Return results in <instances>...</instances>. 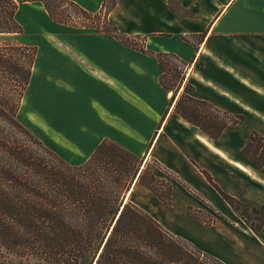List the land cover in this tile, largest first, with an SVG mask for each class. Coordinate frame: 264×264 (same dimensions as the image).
I'll use <instances>...</instances> for the list:
<instances>
[{
	"label": "crops",
	"instance_id": "0c3cea01",
	"mask_svg": "<svg viewBox=\"0 0 264 264\" xmlns=\"http://www.w3.org/2000/svg\"><path fill=\"white\" fill-rule=\"evenodd\" d=\"M71 1L88 13L105 12L109 25L124 38H140L143 47L123 44L108 32L73 36L77 46L61 50V56L70 63L72 81L94 86L86 95L91 106L79 107L78 123L71 112L65 117L50 109L43 121H57L54 128L45 122L51 140L73 147L78 162L72 165L87 160L102 141L138 156L141 167L153 160L154 176L160 178L163 167L176 177L170 179L171 208L136 179L124 201L226 264H264V224L254 232L204 174L241 203L264 208V174L240 153L251 132L264 137L258 132L264 130V0H114L107 10L104 0ZM159 53L182 62L174 98L159 82ZM32 73L33 68L30 79ZM185 85L192 97L240 121L228 124L217 139L207 136L175 111ZM239 139L241 146L231 150L228 142ZM206 207L218 213L207 225L188 212Z\"/></svg>",
	"mask_w": 264,
	"mask_h": 264
},
{
	"label": "trees",
	"instance_id": "16d2710c",
	"mask_svg": "<svg viewBox=\"0 0 264 264\" xmlns=\"http://www.w3.org/2000/svg\"><path fill=\"white\" fill-rule=\"evenodd\" d=\"M31 1L41 2L48 16L56 20L49 0H0V34L21 33L16 11L19 4ZM63 2L89 15L75 2ZM110 27L111 30L101 29L122 42L124 37L114 26ZM35 57L34 46L0 45V86L8 88L0 91V264H83L86 257H89L86 264H226L169 232L130 200L124 201L136 179L171 208V182L154 176L150 163L141 167V158L114 142L102 141L87 160L72 165L18 121L17 110L29 84ZM166 57L182 62L172 54L157 55L159 82L165 90L173 91L174 98L183 71H179L182 77L176 86L167 84L163 65ZM184 88L191 90L188 85ZM202 105L214 110L215 115L210 117L215 131L197 120V109ZM175 111L212 139L241 118L232 117L187 92L179 94ZM240 153L243 159L264 171L263 136L251 132ZM164 171L176 179L167 169ZM204 174L236 212L259 215L257 226L244 220L258 232L264 224V208L241 203ZM188 212L199 218L190 209Z\"/></svg>",
	"mask_w": 264,
	"mask_h": 264
},
{
	"label": "rangeland",
	"instance_id": "374dc122",
	"mask_svg": "<svg viewBox=\"0 0 264 264\" xmlns=\"http://www.w3.org/2000/svg\"><path fill=\"white\" fill-rule=\"evenodd\" d=\"M49 1L53 16L57 21L51 19L45 13L41 2L31 1L25 2L24 4L21 3L22 5L17 10L16 18L17 22L21 25L22 31L20 34H0V45L21 43L36 48L37 52L33 65L34 73H32L30 82L19 104L17 119L37 139L41 140L49 150L67 163L73 164L78 162V158L76 157L77 154L72 150L73 147L51 140L52 138L49 135L50 131L45 125V122H48L51 123L54 128L56 127L57 121H43V118L45 115H50L52 113L50 109H58L65 117H67L66 115L68 112H71L74 119L77 121L78 112L80 110L79 107L91 106L92 100L86 98V95L91 94L94 86L89 82L72 81L73 79L68 73V66L70 63H68L66 59H62L60 51L65 50L68 46L72 48L77 46L76 39L73 38V36L76 37L82 33L94 34L103 32V28L105 30H111V25L106 22V15L103 11L83 15L74 7L64 3L63 0ZM113 3L114 0H104L102 5L108 9ZM102 10L104 9L102 8ZM122 42L136 49H142L143 47L140 38L136 40L123 38ZM163 65L165 70L164 81L169 85L176 86L182 77L181 73L179 74V71L182 70V64L166 57L163 60ZM80 67H82V65H80ZM1 89L4 91L8 88L2 84L0 86V91ZM182 92L188 93L185 88H183ZM197 110L199 114L197 120L204 126H208L206 128H210V131H215L216 128L212 124V118L210 117L211 115H215L214 110L203 105L199 106ZM192 116L195 118L194 114H192ZM38 117L42 120L37 119ZM248 125L249 122L246 123L245 121L241 124L240 129L245 131ZM261 127L264 129V121ZM233 129L235 128L232 127L229 129L232 134H234ZM258 132L264 134V130H261V128ZM55 140L58 141L57 139ZM243 140L244 139H239L236 145L229 141L227 145L231 150H234L241 146ZM149 161L151 171L152 169L157 170L158 167L153 160ZM160 169H158L160 173V178L158 177V179L171 181V177L164 171L165 169ZM262 172L264 174V171ZM197 215L200 220L203 219L201 221L205 224L206 221L211 222L214 217L218 216V213L212 208L206 207L204 211ZM236 215L248 223L252 222L256 224V226L259 224V215L253 212L247 211V213H245L243 210H240L236 212ZM88 261L89 257H86L83 260V264H86Z\"/></svg>",
	"mask_w": 264,
	"mask_h": 264
}]
</instances>
